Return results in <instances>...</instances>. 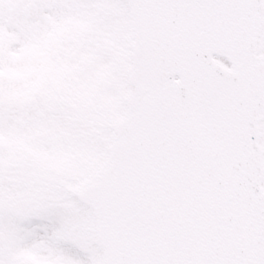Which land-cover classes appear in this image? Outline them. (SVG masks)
<instances>
[{
    "label": "snow or ice",
    "instance_id": "6c2138e0",
    "mask_svg": "<svg viewBox=\"0 0 264 264\" xmlns=\"http://www.w3.org/2000/svg\"><path fill=\"white\" fill-rule=\"evenodd\" d=\"M0 264H264V0H0Z\"/></svg>",
    "mask_w": 264,
    "mask_h": 264
}]
</instances>
